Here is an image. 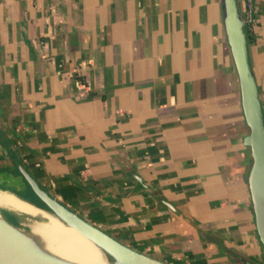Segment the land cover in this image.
<instances>
[{"label": "crops", "instance_id": "obj_1", "mask_svg": "<svg viewBox=\"0 0 264 264\" xmlns=\"http://www.w3.org/2000/svg\"><path fill=\"white\" fill-rule=\"evenodd\" d=\"M255 9L264 107V0ZM247 133L221 0H0V188L33 196L13 147L53 196L138 250L264 261Z\"/></svg>", "mask_w": 264, "mask_h": 264}, {"label": "water", "instance_id": "obj_2", "mask_svg": "<svg viewBox=\"0 0 264 264\" xmlns=\"http://www.w3.org/2000/svg\"><path fill=\"white\" fill-rule=\"evenodd\" d=\"M221 2L227 40L238 73L243 113L248 127V133L244 137V144L250 153V161L246 170V184L255 227L264 254V107L260 97L257 74L251 59L248 29L241 2L240 0H221ZM9 151L20 174L42 204L23 197L10 189L7 190L51 212L67 225L75 227L80 233L97 244L109 264H172L122 242L70 208L41 185L18 157L13 147ZM165 203L175 210V206L171 202L165 200ZM234 255L242 264H264V261L245 255L238 253H234ZM0 264L89 263H80L62 258L45 250L32 240L24 239L0 240Z\"/></svg>", "mask_w": 264, "mask_h": 264}, {"label": "bare ground", "instance_id": "obj_3", "mask_svg": "<svg viewBox=\"0 0 264 264\" xmlns=\"http://www.w3.org/2000/svg\"><path fill=\"white\" fill-rule=\"evenodd\" d=\"M26 219H18V216ZM29 239L62 258L89 264H109L102 250L75 227L51 212L0 188V240Z\"/></svg>", "mask_w": 264, "mask_h": 264}, {"label": "built area", "instance_id": "obj_4", "mask_svg": "<svg viewBox=\"0 0 264 264\" xmlns=\"http://www.w3.org/2000/svg\"><path fill=\"white\" fill-rule=\"evenodd\" d=\"M255 0H246V6L244 10L245 22L248 30H251L255 23ZM43 42V41H41ZM45 44V42L43 43ZM80 82H84L83 79H79Z\"/></svg>", "mask_w": 264, "mask_h": 264}, {"label": "trees", "instance_id": "obj_5", "mask_svg": "<svg viewBox=\"0 0 264 264\" xmlns=\"http://www.w3.org/2000/svg\"><path fill=\"white\" fill-rule=\"evenodd\" d=\"M30 187V186H29ZM3 188H5V187H3ZM7 189V188H6ZM30 189H31V187H30ZM12 191H14V192H16L15 190H13V189H11ZM31 191H32V189H31ZM33 192V191H32ZM18 193V192H17ZM26 198H28V199H30V200H32V201H35V202H37V203H39V204H42V202L40 201V199L34 194V192H33V196H25Z\"/></svg>", "mask_w": 264, "mask_h": 264}]
</instances>
